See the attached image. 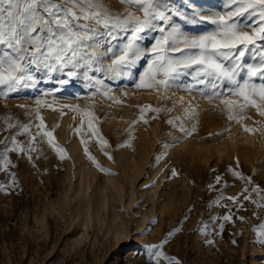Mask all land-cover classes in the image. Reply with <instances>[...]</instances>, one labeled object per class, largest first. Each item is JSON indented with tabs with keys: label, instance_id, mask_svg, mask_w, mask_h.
<instances>
[{
	"label": "rangeland",
	"instance_id": "374dc122",
	"mask_svg": "<svg viewBox=\"0 0 264 264\" xmlns=\"http://www.w3.org/2000/svg\"><path fill=\"white\" fill-rule=\"evenodd\" d=\"M106 2L117 9L122 7L117 0ZM198 3L203 6L205 14L221 7V0H198ZM204 30L205 27H200L194 31ZM145 64L146 61L141 62L140 70ZM105 83L111 85L121 103H113L99 95L94 101L89 100L94 90L85 88L82 81H70L55 94L56 103L52 108L41 107L45 130L51 131L54 144L64 149L63 159L43 136L37 137L40 151L32 153V161L26 155L8 153L12 163L7 171H0V184L9 185L12 173L15 174L16 184L0 191V264H149L147 247L161 243L169 233L172 236L161 251L180 264H264V246L255 242L257 233L253 230L264 222V207L243 201L244 207L238 208L226 198L219 199L217 203L221 195L235 196L244 186L243 180L228 171L230 166L237 168V161V170L264 188V146L260 144L264 137V118L255 109L249 108L241 114L244 118L239 122L229 121L218 101L210 104L199 97L192 100L191 95L179 89L165 93L163 89H136L134 82L127 80ZM54 86L59 87L41 84L40 88ZM124 92H127L126 96L122 94ZM39 94V91L29 90L12 94L7 99L0 97V115H11L22 122L32 119L34 125L39 124L34 117H26V109L19 107L22 104L34 106V99ZM47 100L52 103L53 97ZM189 101L199 105L198 123L193 119H184V109ZM64 104L79 105L81 109L90 107L99 117L98 121H93L98 135L94 136L89 130V117L61 107ZM149 105L171 111L159 114L146 111L148 122L140 120L133 124L141 115V107ZM56 114L62 115L67 125L62 123L59 128L57 124L61 120ZM153 116L156 118L153 119ZM177 117L183 119L186 128L190 129L195 123L196 131L184 136L167 123V120ZM0 127H3L2 123ZM245 127L255 131H245ZM76 129H80L79 133ZM14 131L0 133V139ZM36 131L33 127L32 132ZM73 134L81 150L85 153V144L81 143L84 140L89 153L105 169H95L93 161L85 153L83 159L87 162V177L91 180L87 191L85 188L79 192L74 189L66 168L71 160L69 157L75 153L70 152L73 149ZM130 136L131 146L121 147ZM100 137L107 141V145L102 146ZM17 139L24 142L26 136L21 135ZM164 143L172 146L165 150ZM3 146L0 144V148ZM143 150L149 161L165 151L167 155L158 161L161 164L158 167L159 176L155 175L150 181L140 176L132 190L128 189L127 198L130 194L133 198L138 197L142 181L150 188H156L157 181H160L159 186L163 188L159 190L166 191L167 200L165 198L166 202L156 211L149 210L146 216L137 214L129 219L128 211L122 213L126 214L123 224L107 216V209L112 205L109 199L103 202L104 195L112 191L110 186L107 187V180L110 176L122 178L119 170L117 172L113 167L118 153L137 156ZM105 153L110 154L113 160ZM107 159L110 163L114 161L113 166L108 168L105 165L109 163ZM171 167L177 172L176 176L172 175ZM217 176L222 178L219 184L216 183ZM225 182L227 187H224ZM251 188L252 185H249V191ZM89 195L92 196V205L86 202ZM252 197L258 200L255 192H252ZM240 199L243 200V197ZM259 203L264 204V200ZM99 206L101 209H98ZM225 215H232V220L224 221L222 217ZM213 217L216 219L213 220ZM220 224L224 225L222 230ZM160 264H168V261L161 258Z\"/></svg>",
	"mask_w": 264,
	"mask_h": 264
},
{
	"label": "snow or ice",
	"instance_id": "6c2138e0",
	"mask_svg": "<svg viewBox=\"0 0 264 264\" xmlns=\"http://www.w3.org/2000/svg\"><path fill=\"white\" fill-rule=\"evenodd\" d=\"M117 2L122 6L119 9L106 0H0V97L7 99L29 90L40 93L34 99V106L19 105L26 109V117H34L39 124L34 125L32 119L22 122L11 115H0L3 124L0 133L15 129L0 139V144L4 145L0 148V171H7L12 163L10 152L26 155L32 161V153L40 151L38 136L46 137L47 143L64 158V149L54 144L52 132L45 130L40 109L45 105L52 108L56 103L55 94L70 81H82L85 88L93 89L88 97L93 101L99 95L121 103L111 85L105 82L127 80L134 82L136 89H163L165 93L179 89L191 95L192 100L199 97L210 104L218 101L229 121L239 122L244 118L241 114L249 108L264 118V0H221V7L208 14L198 0ZM200 27L205 30L194 31ZM142 61L146 64L140 70ZM41 84L59 87L41 89ZM122 94L126 96L127 92ZM48 97H53L52 103L48 102ZM183 99L180 98L181 102ZM61 107L89 117V130L94 136L98 135L93 121H98L99 117L90 107L81 109L79 105L70 104ZM198 108V104L189 101L184 119L198 123ZM146 111L159 114L171 109L143 106L133 124L140 120L147 123ZM167 123L184 136L196 131L195 123L190 129L186 128L180 117L169 119ZM33 127L37 129L35 133ZM244 130L255 131L247 127ZM79 131L76 129L77 133ZM21 135L26 136L24 142L17 139ZM100 139L102 146L107 145L106 140ZM131 139L130 136L120 146L130 147ZM81 143L85 144L89 159L105 171L89 153L86 142ZM162 146L167 150L172 145L164 143ZM105 155L112 159L110 154ZM165 155L167 151L157 156V161ZM238 168L239 161L236 169L230 166L228 171L244 181L241 192L235 196L221 195L217 203L226 198L238 208L244 207L243 201L264 207L259 203L264 200L261 195L264 188L254 184L252 178ZM172 175H177L175 169ZM11 176L9 185L0 184V191L15 186V174ZM221 179L217 176L216 183ZM249 185H252L251 191ZM224 187H227L226 182ZM252 192L258 200L253 199ZM222 219L231 221L232 215ZM223 227L220 224L221 230ZM253 230L257 233L255 242L264 246V222ZM171 236L169 233L161 243L147 247L149 264H160L161 258L168 264H180L161 251Z\"/></svg>",
	"mask_w": 264,
	"mask_h": 264
},
{
	"label": "bare ground",
	"instance_id": "6f19581e",
	"mask_svg": "<svg viewBox=\"0 0 264 264\" xmlns=\"http://www.w3.org/2000/svg\"><path fill=\"white\" fill-rule=\"evenodd\" d=\"M56 116H57V118L59 120H61V121H58V124H57V126L59 128H61V124L62 123L67 125V123H64L63 122L64 117L62 115L56 114ZM72 139H73V143H72L73 144V147H72L73 149L70 152H75V153L71 154V157H69V158H71V160L67 164L68 167H66L67 168V171H68V175L72 178L71 180H73V181H71V183L73 182L74 189L77 192H79L83 188H85L86 191H87L91 187V180L88 179V177H87V175H88V172H87L88 169L86 168L87 162L83 159L85 157V153L79 147V141L75 137V134H73V138ZM260 144L262 146H264V137H263L262 141L260 142ZM69 149H71V148H69ZM69 149H68V153H69ZM148 158L149 157L146 155L145 151L143 150L141 153L139 152L137 156H135V155H128L125 152L122 153V154H119L118 153V156L116 158L117 159L116 160L117 163H116V165L114 164L115 166L112 165L114 161L110 163L108 161V159H107V161L109 163L108 164H105V165L107 167L109 165H112L114 167V169H117V172L119 170V172L122 175V178L121 179L116 178V177H111V176L108 177L107 187L110 186L109 188H111L112 191H111V193L109 195H104L103 202H105L107 199H109L111 201L112 205L111 206L109 205L110 208L107 209V216L112 217L114 220L118 219V220L121 221V223L124 224L126 222L125 221V215L126 214L128 215V218L129 219H132L134 217V215H137V214L140 215L141 217L142 216H146V214H147V212L149 210L150 211H152V210H155L156 211V209H158L159 206L161 207L162 203H165L166 202V200H167V198H166V191H162L163 189L162 190H159L160 187H161V185L159 186L160 181H157V183L155 185L156 188H150V187H148V184L146 185V182L142 181L140 183L141 179H139V181H138L140 183L139 188L141 189V192L138 195V197L137 198H133V197H131L132 194H130V196L127 198V195H129L128 194L129 193L128 189H131L132 190V188L134 187L135 182L137 183V179L140 178V176H143L144 177L143 178L144 180H147L148 179L147 181H150V178L151 179L154 178L155 175H158L159 176L158 167H160L161 164L158 163V161L156 162V159L155 160H152L151 159L152 161H149ZM99 159H101V158H99ZM147 159H148L149 162L147 161ZM112 160H113V158H112ZM67 161H68V159H67ZM94 165H95L94 166L95 169H99L96 166V164H94ZM107 167H105V168H107ZM144 170H147V171L143 175ZM114 171L116 172V170H114ZM114 171H113V174H114ZM163 171L164 170H162V172ZM171 171H173V168L172 167H171ZM117 175H119V174H117ZM107 176H108V173H107ZM158 186H159V188L157 189ZM101 188H102V186H101ZM161 188H163V187H161ZM84 193H86V192H84ZM75 195L77 196L78 194H75ZM95 195H97V194L95 193ZM143 198H145V199L141 202L140 200L143 199ZM165 198H166V200H165ZM91 199H92V196L89 195L87 197V199H86V202L87 203H91L92 202ZM91 205H92V203H91ZM93 205H94V203H93ZM103 205H106V204H103ZM107 206H108V204H107ZM145 207H147V208L144 209ZM122 208L124 209V212H122ZM130 208H131V211H129ZM98 209H101L100 206H99ZM127 211H128V213L122 214V213H125Z\"/></svg>",
	"mask_w": 264,
	"mask_h": 264
}]
</instances>
